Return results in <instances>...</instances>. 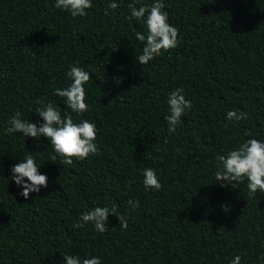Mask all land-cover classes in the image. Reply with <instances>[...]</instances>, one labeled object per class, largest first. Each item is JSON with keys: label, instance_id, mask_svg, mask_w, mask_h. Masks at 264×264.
I'll return each instance as SVG.
<instances>
[{"label": "trees", "instance_id": "16d2710c", "mask_svg": "<svg viewBox=\"0 0 264 264\" xmlns=\"http://www.w3.org/2000/svg\"><path fill=\"white\" fill-rule=\"evenodd\" d=\"M53 2L0 0V264H63L62 253L96 255L102 264H229L236 255L260 264L264 193L250 196L246 181L222 188L213 173L218 154L249 136L264 139V0H165L178 45L143 65L135 32L144 28L126 18L134 0L115 10L110 0H92L76 18ZM72 64L91 72L83 118L99 129V152L69 166L52 159L47 139L34 143L3 128L17 111L38 120V101L63 113L53 90L69 83ZM177 88L192 108L170 133L163 117ZM232 109L246 119L226 120ZM29 154L48 187L25 199L7 179ZM146 167L158 171L160 191L144 190ZM128 199L140 207L131 211ZM110 203L128 215L127 229L114 215L103 234L72 227L82 211Z\"/></svg>", "mask_w": 264, "mask_h": 264}, {"label": "clouds", "instance_id": "9594fccd", "mask_svg": "<svg viewBox=\"0 0 264 264\" xmlns=\"http://www.w3.org/2000/svg\"><path fill=\"white\" fill-rule=\"evenodd\" d=\"M53 8L67 13L71 18L86 17L93 7L92 0H54ZM119 7V0H110L108 8L115 10ZM130 14L127 19L140 23L144 31H136V40L143 44L141 54L136 57L140 64H147L156 57L176 48L178 45V28L170 21L169 12L166 10L165 0H152L150 4L136 6L135 0L128 5ZM75 32L76 30L73 29ZM69 83L66 86L53 90V94L63 98V113L51 101L44 103L38 101L35 113L39 119L35 122L22 118L17 111L9 117L3 128V133L15 135L17 133L26 140L41 137L47 139L49 146L55 154L52 159L59 157L61 165H72L76 161L86 160L90 156L98 154L97 134L99 129L96 123L83 118L89 111L86 96V86L91 78V72L84 67L72 64L65 73ZM167 114L163 117L170 133L176 131L182 123V117L192 108V100L187 98L183 88H177L167 94ZM75 114L77 119L73 118ZM247 113L240 109L228 110L225 119L228 121H240L246 119ZM248 136V133H245ZM39 147V144H37ZM218 161L213 173L215 181L220 187L237 188V185L246 181L248 194L255 195L258 191L264 193V139L251 137L239 142L236 147L229 149L225 154L216 156ZM41 164L33 155H25L18 158V162L11 165L10 177L20 191L18 195L28 199L29 193H39L41 188L48 187V177L40 171ZM141 183L147 192H158L162 188L161 178L155 168H143L141 170ZM131 211L140 207L139 200L128 199L126 201ZM221 210L229 211V206L221 205ZM115 216L122 230L128 228V215L121 213L116 203L97 204L90 209L82 211L74 229H82L87 225L100 234L108 231V218ZM63 264H102L101 258L96 255H72L62 253ZM260 264H264V255L258 257ZM229 264H242L241 256H234Z\"/></svg>", "mask_w": 264, "mask_h": 264}]
</instances>
